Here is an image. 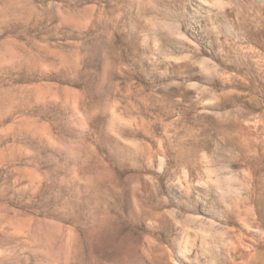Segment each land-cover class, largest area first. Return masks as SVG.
Listing matches in <instances>:
<instances>
[{"label":"rangeland","instance_id":"374dc122","mask_svg":"<svg viewBox=\"0 0 264 264\" xmlns=\"http://www.w3.org/2000/svg\"><path fill=\"white\" fill-rule=\"evenodd\" d=\"M0 264H264V0H0Z\"/></svg>","mask_w":264,"mask_h":264}]
</instances>
